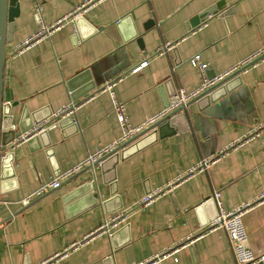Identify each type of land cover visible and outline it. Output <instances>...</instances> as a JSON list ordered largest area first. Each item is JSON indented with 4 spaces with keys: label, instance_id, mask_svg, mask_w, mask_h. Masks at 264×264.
<instances>
[{
    "label": "crops",
    "instance_id": "0c3cea01",
    "mask_svg": "<svg viewBox=\"0 0 264 264\" xmlns=\"http://www.w3.org/2000/svg\"><path fill=\"white\" fill-rule=\"evenodd\" d=\"M89 1L81 17L17 51L39 23H55ZM17 6L2 105L5 139L20 138L6 146L0 164V264H37L74 244L52 264H138L179 244L185 247L157 264H234L225 232L206 229L217 214L214 192L224 211L249 205L242 217L247 247L264 253V202L257 203L264 194V59L230 79L211 111L194 102L174 131L164 127L144 141L154 127L124 147L143 141L126 157L83 169L23 203L118 139L115 102L125 105L132 126L142 125L176 88L200 87L195 56L213 78L264 48V0H17ZM143 61L146 67L132 73ZM107 83L111 88L103 89ZM70 104L77 107L68 117L74 124L22 140L35 122L52 121ZM203 160L206 169L192 171ZM172 183L171 191L139 206L144 195ZM119 213L125 220L111 236L84 240Z\"/></svg>",
    "mask_w": 264,
    "mask_h": 264
},
{
    "label": "built area",
    "instance_id": "2783aa9c",
    "mask_svg": "<svg viewBox=\"0 0 264 264\" xmlns=\"http://www.w3.org/2000/svg\"><path fill=\"white\" fill-rule=\"evenodd\" d=\"M90 4H91L90 1L82 4L81 6L71 11L68 15L62 17L61 19H59L58 21L50 25H44L43 23H39V28L37 32L31 37H29L28 39H26L25 41H23L20 47H18L17 51L31 46L34 42L40 39L47 38L53 31L63 26L66 21L78 19L79 17H81V15H83L86 12ZM36 11L38 10L36 9ZM163 49L165 51H168L169 49H171V46L165 45ZM260 59H264V48L259 49L255 54L251 55L246 60L242 61L241 63H239L232 69L220 75H217L213 78H206L204 76L206 66L199 62V56H195L193 59H191L190 62L193 66H197L200 72V75H202L200 87L197 90L190 91V92H187L182 88H176L172 96L170 97L168 105L165 108H162L159 113L149 117L148 119H146V121L142 125H139L136 127L132 126L129 123V120L126 116L125 105L120 102H115L113 105L112 111L121 129V134L118 137V139H116L110 145L99 149L95 153L89 154L84 160H82L80 163H78L71 169L60 173L55 178L41 185L30 197L26 198L23 201V203L27 204L29 203L31 199L38 198L51 190L57 189L60 186L62 181L72 177L74 174L80 172L83 169H86L89 167L90 170H94V168L99 167L103 162L102 160L106 156L114 154L115 152L118 151L120 147L122 148L125 144L130 143L133 140L137 139L140 135L144 134L146 131L153 129L155 126L163 122L174 111L185 106L191 101L196 100L201 94L209 90L211 87L223 82L225 79H227L232 74L236 73L237 71L244 72L249 66L254 67L255 63ZM146 65H147V62L143 61L137 67L132 69L131 72L138 73L142 68L146 67ZM111 86H112V83H107L103 87V89H106V88L110 89ZM75 109H77V107L73 104L65 106L64 108L60 109L57 113H55L52 116V121H49V122L47 121L46 123H40L37 125H33L30 131L24 133V135L22 136V140L27 139L28 137H31L35 135L36 133H40L41 131L45 130L47 127H51V126L53 127L60 120H63L64 118L66 117L68 118L69 116L73 115ZM256 134H257V131L252 133L250 137H245L246 139L244 140H247ZM241 143H243V139L242 141L240 140L237 142V144H241ZM208 163H209V160H206V161L203 160L200 163H198V165H196L192 169V171L205 170ZM177 180L179 181L180 179L178 178ZM92 182L94 181L92 180ZM173 183L167 184L165 185V187L156 189L144 195L139 202V206L149 205L150 203L154 201V199L160 197L166 192L171 191ZM213 199L217 206V214L212 220L209 221L206 229L208 231L222 230L225 232L227 239L229 241V244H230V249L234 257V264H259L260 262H263L264 253H255L247 247V234L242 225V217L244 216L247 209L249 208V205L243 204L242 206L232 211H224L222 208L221 202H220L219 192H214ZM263 202H264V194L260 195L257 203H263ZM124 220H125V217L123 213H119L118 215L105 218L103 222L94 231H92L89 235H87L84 238V240H87L89 239L90 236H94L97 234L98 235L105 234L107 236H111L112 231L115 228H117L119 225H121L124 222ZM74 247H75V244L71 245L70 247L65 248L63 252L59 254H65L67 253L68 250H71ZM183 247H185L184 244H179L178 246L176 245L172 249L169 248L165 252L155 255L151 260L140 262L138 264H157L161 260L170 258L172 255L178 252L179 248H183ZM59 254H56L37 264H52L53 262H56V258Z\"/></svg>",
    "mask_w": 264,
    "mask_h": 264
},
{
    "label": "water",
    "instance_id": "95a60500",
    "mask_svg": "<svg viewBox=\"0 0 264 264\" xmlns=\"http://www.w3.org/2000/svg\"><path fill=\"white\" fill-rule=\"evenodd\" d=\"M222 4H218L216 6L217 10H220ZM210 10L207 12L202 13L199 17L194 19L192 21L191 26L194 24H197L198 20L203 19L206 17L208 14H210ZM18 16V6H17V0H0V164L4 159L8 158V155L4 156V153L6 151V146L9 145L12 141H14L15 138L19 139L20 138V133H14L16 137L11 138L10 140H6V133L4 132L3 128V121L5 120V107L3 108L2 105V89H3V71H4V66L7 60V54H6V45L11 42L12 38V29L14 26V19ZM195 22V23H194ZM241 71H237L236 73L232 74L229 76L227 79H225L223 82L211 87L209 90L201 94L196 100L191 101L190 103L186 104L185 106L179 108L178 110L174 111L171 115H169L163 122L158 124L157 130L153 131L152 135L145 138L144 141H147L148 139L154 140V137L157 138L158 136H161V129L164 127H167L169 130L174 131V124L178 120L179 117H182L185 119L183 112H185V109L188 107V105L194 103V102H199L202 104L201 109L202 111L205 112L206 110H212L211 108L216 105L218 101L221 100L225 96V92L229 90V85L228 82L230 79L233 77L237 76L240 74ZM94 83L90 85V87L93 89ZM166 86L164 84L160 85L158 87V91H164ZM163 103V108H165L169 101L167 99L162 100ZM65 121H71L72 124L74 122L70 120V118L63 119L58 125H54L53 127L60 126L63 124ZM185 121V120H184ZM39 122H35L34 125H37ZM33 126V125H32ZM173 131H171L173 133ZM147 132V131H146ZM145 132V133H146ZM22 134V133H21ZM13 135V136H14ZM143 135V134H142ZM140 135V136H142ZM139 136V137H140ZM128 144V143H127ZM127 144H125L122 148L120 147L117 152H115L112 155L106 156L102 161L101 166H103L106 162H116L118 161L119 157L122 159L126 157L128 154L132 153L133 151L138 150L142 145L143 141L139 140L136 143H134L132 146H128L124 148ZM124 148V149H123ZM11 157V156H10ZM85 170H90V168H86ZM88 187H91L88 184ZM259 264H264L263 262H260Z\"/></svg>",
    "mask_w": 264,
    "mask_h": 264
}]
</instances>
